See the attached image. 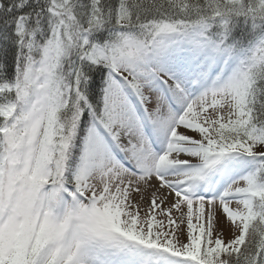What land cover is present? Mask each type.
Returning <instances> with one entry per match:
<instances>
[{"label": "snow or ice", "instance_id": "obj_1", "mask_svg": "<svg viewBox=\"0 0 264 264\" xmlns=\"http://www.w3.org/2000/svg\"><path fill=\"white\" fill-rule=\"evenodd\" d=\"M0 264H264V0H0Z\"/></svg>", "mask_w": 264, "mask_h": 264}, {"label": "rangeland", "instance_id": "obj_2", "mask_svg": "<svg viewBox=\"0 0 264 264\" xmlns=\"http://www.w3.org/2000/svg\"><path fill=\"white\" fill-rule=\"evenodd\" d=\"M230 231L225 229V238H230Z\"/></svg>", "mask_w": 264, "mask_h": 264}]
</instances>
